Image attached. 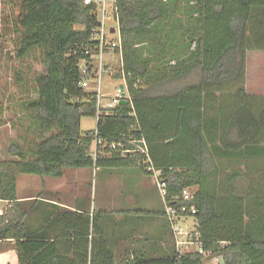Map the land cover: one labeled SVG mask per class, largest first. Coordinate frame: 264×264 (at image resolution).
Listing matches in <instances>:
<instances>
[{
    "label": "trees",
    "instance_id": "obj_1",
    "mask_svg": "<svg viewBox=\"0 0 264 264\" xmlns=\"http://www.w3.org/2000/svg\"><path fill=\"white\" fill-rule=\"evenodd\" d=\"M18 1L17 57L44 50L45 72L25 109L46 136L29 157L12 143L13 159L0 160V247L9 242L17 264H204L198 254L178 257L173 240L136 236L138 212L114 221L111 211L61 209L41 193L17 197L22 174L136 167L148 175L139 155L94 159L93 130L80 129L96 112L79 67L98 24L91 3ZM117 8L114 77L124 78L135 116L118 105L98 118L97 137H143L167 200L194 189L203 248L222 264H264V97L248 94L244 79L246 52L264 51V0H117Z\"/></svg>",
    "mask_w": 264,
    "mask_h": 264
},
{
    "label": "rangeland",
    "instance_id": "obj_2",
    "mask_svg": "<svg viewBox=\"0 0 264 264\" xmlns=\"http://www.w3.org/2000/svg\"><path fill=\"white\" fill-rule=\"evenodd\" d=\"M20 14L18 0H0V160L8 159V147L12 143L18 144L27 152V157L32 155L34 146L46 135L41 134L37 122L26 111V105L36 96L35 79L45 72L43 61L44 50L36 47L25 56L17 57L15 49L18 46L20 35L23 33L17 27V18ZM107 24L111 23L106 19ZM245 90L248 94L264 97V51L252 50L246 52L245 57ZM121 81L115 77H103L102 92L114 94V88ZM96 127L95 116H84L80 121L82 132L94 130ZM130 169H135L141 175L138 186L147 189L152 181L143 175L136 167H117L113 170L94 168L67 169L76 171L75 185L69 187L67 183L72 179L66 172L57 183L55 177H39L37 175L22 174L17 178L16 193L19 197L38 195L48 189L60 191L61 199L66 204H72V191L79 197L78 203L88 205L95 211L113 212L114 207H121V201L126 200L127 206L133 210L151 212L158 202L159 195L154 189L147 194L137 196L138 190L133 187L134 197L128 196V185L133 180L122 174ZM130 178L133 176L129 175ZM128 176V177H129ZM157 190V189H156ZM160 198V197H159ZM78 199V198H77ZM162 204V203H161ZM5 203L0 202V207ZM144 208V209H143ZM115 215V212H113ZM153 214V213H152ZM147 212L145 217L150 220L154 214ZM159 217L158 215L156 216ZM140 234H137L139 236ZM140 237V236H139ZM0 264H17L15 252L9 242H2L0 247Z\"/></svg>",
    "mask_w": 264,
    "mask_h": 264
},
{
    "label": "built area",
    "instance_id": "obj_3",
    "mask_svg": "<svg viewBox=\"0 0 264 264\" xmlns=\"http://www.w3.org/2000/svg\"><path fill=\"white\" fill-rule=\"evenodd\" d=\"M91 3L92 12L97 16L98 24L92 28L89 45L82 47L85 58L79 61L83 78L80 86L95 103L96 123L101 115L112 114L118 105L131 108L130 116H135L128 88L124 78H119L120 85L114 88V94L102 92L103 77L113 78L120 60V27L117 0H86ZM106 19L111 23L107 24ZM118 50V51H117ZM122 100L126 101L125 104ZM94 140L92 156H110L115 154L121 158L139 155L145 171L152 177L163 206V214L168 223L176 255L198 254L204 264H222L221 255H215L203 248L200 233L195 219L196 209L189 202L194 197V189L186 188L180 196L167 200L166 182L162 172L156 170L151 162L147 144L143 137L134 134H120L113 140H101L93 130ZM95 169V168H94Z\"/></svg>",
    "mask_w": 264,
    "mask_h": 264
},
{
    "label": "crops",
    "instance_id": "obj_4",
    "mask_svg": "<svg viewBox=\"0 0 264 264\" xmlns=\"http://www.w3.org/2000/svg\"><path fill=\"white\" fill-rule=\"evenodd\" d=\"M94 170L96 171V169H94ZM134 170L135 169H130V170H127L125 172L122 170V174H126L128 176L129 175L133 176L132 178H130V176L129 177L127 176V178H129V181H127V182H130V179L133 180L128 185V190H127L128 196L127 197H134L133 187H136V189L138 190L137 196L142 194V192L144 194H147L151 188L154 189L156 193H158V191L156 190V187L154 185L153 179L149 174L146 175V174L141 172L143 175H146L150 178V180L152 181L151 186L150 187L148 186L147 189L138 186V184H139L138 181L140 180L139 177H141V175L139 173H137V171H134ZM66 172H69V174H71V176H72V179L67 183V185L69 187H73L75 185V178L74 177L76 175V171H71V170L67 171V169H65L62 176L57 177L58 178L57 183L60 182L59 180L64 177ZM137 175H139V177H137ZM16 183H17V180H16ZM39 193H41V195L43 197L42 200L44 202L57 205L61 209L74 210L76 207L79 208L80 207L79 205H81L80 202L78 203L79 197L75 196L74 190L71 193L72 204H66L65 202L60 200L61 199L60 191H54V190L48 189L46 191L44 190V191L39 192ZM16 195L21 200L27 201V202L32 201V199L37 196V195H28V196H24V197H19L17 193H16ZM158 195L159 194H157V196ZM157 198H158V202H157V204H155V208L152 212H151V210L150 211L143 210L142 212H139L137 210H133L132 209L133 206H131V205L127 206L126 200L124 199V202L121 201V207H119V208L114 207L115 209H112L113 212H115L114 221H120L123 217V214L126 213L127 211H128V213L138 212L139 214L142 215V220L138 223V226L136 228L137 231H136L135 235L137 236V234H140L139 236L143 237V238L147 236V237L151 238L153 241H158L160 243V245H164L165 242H167V241L169 242L173 239H172V236L170 233L168 223H167L166 218L163 214V206L161 204L162 203L161 199L159 197H157ZM147 212H149L151 214L153 213L154 215L153 214L152 215L154 216V218L148 220L145 217V215H143V213L146 214ZM157 215L159 216L158 218L156 217Z\"/></svg>",
    "mask_w": 264,
    "mask_h": 264
},
{
    "label": "water",
    "instance_id": "obj_5",
    "mask_svg": "<svg viewBox=\"0 0 264 264\" xmlns=\"http://www.w3.org/2000/svg\"><path fill=\"white\" fill-rule=\"evenodd\" d=\"M120 89H123V85H120ZM122 103L125 104L126 101L122 100Z\"/></svg>",
    "mask_w": 264,
    "mask_h": 264
}]
</instances>
